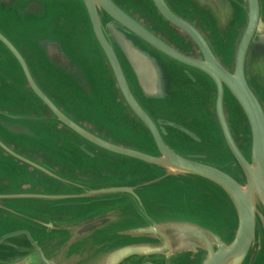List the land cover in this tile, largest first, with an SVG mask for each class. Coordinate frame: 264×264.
<instances>
[{"label": "water", "instance_id": "1", "mask_svg": "<svg viewBox=\"0 0 264 264\" xmlns=\"http://www.w3.org/2000/svg\"><path fill=\"white\" fill-rule=\"evenodd\" d=\"M71 1L65 16L69 0H0V264H264V0ZM63 23L90 34L125 107L116 119L147 132L148 149L95 131L72 116L76 99L41 84L49 73L95 101ZM194 111L217 123L218 139L206 141ZM82 159L146 168L98 182L61 170L81 173ZM167 182L207 198L194 194V213L175 215L161 205ZM213 201L236 220L225 235L200 219Z\"/></svg>", "mask_w": 264, "mask_h": 264}, {"label": "rangeland", "instance_id": "2", "mask_svg": "<svg viewBox=\"0 0 264 264\" xmlns=\"http://www.w3.org/2000/svg\"><path fill=\"white\" fill-rule=\"evenodd\" d=\"M71 4H72V1L69 0L68 2L69 8L67 5L61 7V9L64 10L65 16H68L71 14V9H70ZM73 7L74 9H73V13L71 16L72 18L76 19L77 9H76V6L73 5ZM42 27H47V24H45ZM62 28H64L62 32L67 37L70 43V46L74 50L75 54L78 56L79 60L82 61V63H84L87 69L86 72L88 73V75L90 76L92 80V85H93V89L95 93V101L90 100L87 97H85L83 94L79 93L78 91L73 90L71 83L68 84L66 80L64 82L60 79H55V77L50 75L49 73H45L43 80L40 79L41 84L45 86L46 88H48L49 92H51V94L54 96L56 95V92L63 93L64 95L67 94V96L69 97L68 99L66 98L68 103H72L75 105L74 101L72 100L76 99L78 102V103L76 102L78 106L68 107L70 109L76 110L75 111L76 114L71 113L67 108L66 110L69 113H71L72 116H75L76 118L84 121L85 124L87 123L86 125L94 129L95 131L104 132V128H106L107 129L106 131L112 134L114 138L118 140V142H126L129 144L141 145L142 147H145L146 149H148L147 146H145L144 144V143L147 144V140L149 141L147 132L142 131L140 134H137L133 130H130L128 126L119 122L116 119L117 114L118 113L121 114L124 111L125 107L120 102L118 93L116 92L113 86V83L107 81L108 79L106 80L107 71H105L104 68L101 67L102 64H100V56L97 51L99 49L98 48L96 49V47L92 46L90 42L91 41L90 34L88 32L81 31L79 33V36L76 37L74 34V32L76 31L71 30L67 24L63 23ZM77 34L78 33L76 32V35ZM25 39L29 40L26 36H25ZM215 48L217 49L219 53L226 56L227 53L223 51V47L220 44H216ZM230 55L231 54L227 56L228 60L230 59ZM50 81L54 85L56 83L58 87H52V85L50 86L51 84ZM204 87L206 89V92H205V96H202L203 104L208 108L209 117H211L214 115V113L212 110L209 109L208 99L210 97L212 101V96H210L209 94L210 93L209 88L207 86H204ZM257 90L259 93L261 92L260 89H257ZM200 100H201V97H200ZM206 114L208 115L207 110H206ZM230 115H231L230 119L233 125V129L236 133H238V130H239L238 128L240 126V123L238 119L232 115V113ZM192 118L193 119L191 121L196 125L197 124L199 125L203 122L207 124V120H203V118L204 119H207V118L202 117V114L200 111L199 112L194 111V117ZM204 123L200 126L199 130L200 132H202L206 141L209 143L210 141H214L218 139V135L216 133L217 130H215V128L218 129L216 125L217 123L215 122L216 124H213V122L211 123L210 121H209L210 124L205 125ZM54 131H55L54 128L51 129V134L54 133V135H56L57 133H55ZM62 139L64 143L67 144V136H65L64 133H63ZM177 141L178 140L175 139L173 142H175V144L180 149L181 147L182 149L190 148L189 145H186V144L181 145ZM55 145H56V142L53 141V146ZM29 148H31V144L29 145ZM208 151H209V148H208ZM49 152L45 153L44 155L45 158L46 157L52 158L50 154L52 155L56 154L53 151H49ZM33 156H36V154H34ZM219 160L223 161L224 155H221ZM82 163L84 166H80L79 171L81 173H78L72 168H69V170H66L67 168H64L61 170L76 172V173H73L72 175L75 178H80V180H84L87 182H98V181H114V180L125 179V178H133L135 176H140V175L143 176L144 174L141 172H138L137 168L138 169H141V167L146 168V166H143V165L141 166L142 163H139V164L134 163V165L132 164V166L128 168L121 167V166L115 168L113 164L100 161V160L98 162L92 163L93 164L92 167H88L87 161L84 159H82ZM63 165L67 167H71L70 163L67 161H64ZM13 166L17 168V170H14L13 178H17V176H20L22 174H27L26 168L19 167V165L16 163H14ZM20 171L22 173H20ZM0 175L2 176L5 175V173L3 172V169H0ZM41 176L43 175H40V181L43 180V183H45V190L46 189L54 190L56 188L55 185L48 186V183L50 184V179L49 178L47 179V177L45 176L41 178ZM22 177H24V175H22ZM165 187L168 188L166 189L168 190V192L166 195L167 197H165L164 193H162L164 195H161L164 197L163 198L164 202H162L161 204L162 206L170 207L171 210L173 208V210H176L175 215H179V216L191 215L194 213L193 211H195L196 208H194V206L190 202H188V199L190 197H194V194L196 195L197 198L201 195L203 190H201L200 186L193 185V184H179V183H174V182H167L160 186L161 191L164 190ZM32 189H34V187ZM203 197H204V200H206L207 198L206 190L205 192H203ZM220 207H221V204L215 201L211 203L210 202L207 203L206 204L207 210L205 211L207 214L204 212L205 213L204 216L203 217L200 216L202 217L200 219L203 220L206 224H208L211 228L216 230L219 234L225 235L226 233L223 227L225 226V228H227L229 226L230 227L234 226L236 223V220L235 218H232L231 215H227L228 216L227 219H225V217L222 218L221 214L224 209ZM261 235L262 234L259 233V238H258L259 246L257 250H259L261 247Z\"/></svg>", "mask_w": 264, "mask_h": 264}, {"label": "flooded vegetation", "instance_id": "3", "mask_svg": "<svg viewBox=\"0 0 264 264\" xmlns=\"http://www.w3.org/2000/svg\"><path fill=\"white\" fill-rule=\"evenodd\" d=\"M5 27H7V25H5ZM65 70H67V69L65 68Z\"/></svg>", "mask_w": 264, "mask_h": 264}]
</instances>
